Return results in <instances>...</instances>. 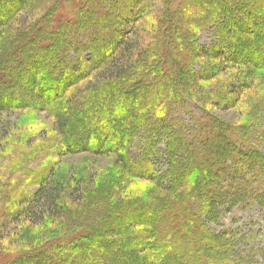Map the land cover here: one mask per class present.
Returning <instances> with one entry per match:
<instances>
[{"label":"trees","instance_id":"1","mask_svg":"<svg viewBox=\"0 0 264 264\" xmlns=\"http://www.w3.org/2000/svg\"><path fill=\"white\" fill-rule=\"evenodd\" d=\"M5 1L9 7L0 3V116L30 108L48 111L65 152L114 155L120 179L150 180L157 189L117 213L110 211L100 228L95 227L102 238L99 248L88 247L93 231L79 227L33 250L9 255L8 261L229 264L221 252L229 237L225 233L217 236L206 224L214 221L220 208L242 202L248 191L244 181L264 178V150L247 142L243 146L238 140L243 135L237 129L221 127L218 122L211 128L214 135L211 130L204 133V127L196 132L199 141L210 139L206 146L192 145L189 129L183 131L189 143L185 141L181 125L172 129L175 121H160L173 113L174 100L200 105L202 98L195 94L184 98L189 77L182 75V69L195 76L196 66V75L209 81L218 74H208L206 67L229 63L248 82L237 90L231 87L228 94L237 96L239 90L251 88L254 72L264 71V0H179L174 4L171 0ZM159 1H163L162 8L153 19L139 10ZM36 12L38 16H30ZM202 32L211 33L209 44L197 42ZM168 63L173 68L170 79L164 74ZM143 80L153 89L143 87ZM224 133L231 134L234 141ZM217 135L222 137L219 142ZM136 142L141 149L133 159L130 150ZM158 143L164 145L166 168L160 173L152 163L160 154ZM235 143L239 145L235 148L243 149L241 161L229 160V149ZM225 164L231 170L224 169ZM59 196L43 182L31 197L22 200L15 218L29 216L40 203L46 205L45 212L55 209ZM140 225L149 227L146 236L153 242L146 251L153 259L137 255L143 249L135 237L114 239ZM42 251L52 259L37 258L35 252ZM236 260L242 261L239 256ZM255 261L249 264H257Z\"/></svg>","mask_w":264,"mask_h":264},{"label":"rangeland","instance_id":"2","mask_svg":"<svg viewBox=\"0 0 264 264\" xmlns=\"http://www.w3.org/2000/svg\"><path fill=\"white\" fill-rule=\"evenodd\" d=\"M171 1L174 4L179 0ZM0 3L8 6L6 1L0 0ZM162 3L163 1H159L139 10L145 17L153 19V14L160 12ZM37 14L39 12L30 16L35 17ZM197 42L201 45L209 44L211 33H200ZM155 48L158 49V46ZM226 64L218 68L211 66L212 69L206 67L208 74H218L209 81L203 80L200 74L196 75V66L195 76L182 69V75L189 77L190 86H187L189 92L184 98L195 94L197 99L202 98L200 105L196 106L189 98L192 102L187 105L174 100L171 107L173 113L163 121L160 119V122L169 119L175 121L173 130L181 125L182 132L185 129L191 130L189 137L193 139L192 145L204 143L206 146L210 139L205 138L201 142L196 138V132L199 133L201 127H204V133L210 131L218 122L221 127L237 129L243 135L238 137L242 145L244 142L251 146L257 144L264 150V71L254 72L250 89L239 90L237 96H231L228 89L231 91L233 87L237 90L242 82L248 81L244 80L243 76L246 75H241L237 67ZM171 68L170 63L164 68L168 79L172 76ZM149 79L152 83L155 82L151 77ZM143 83V87L153 89V85L147 80H143ZM84 86L85 83L81 88ZM214 93L219 97L214 98ZM138 94H135V98H140ZM206 100V108L202 109L201 105ZM0 117V264H13L12 260L8 261L9 255L33 250L32 247H39L45 241L58 238L60 234L70 233L79 227L93 231L88 247L99 248L102 238L97 236L96 228H100L110 211L117 213L131 201L143 200L150 191L157 192L150 180L120 179V167L114 155L99 157L85 151L65 152L59 145L61 139L56 131L54 117L48 111L32 108L11 110ZM214 132L211 130L210 134L214 135ZM262 132L263 140L259 136ZM224 134L226 138L234 141L231 134ZM181 135L187 141L188 135L184 132ZM216 139L219 142L222 137L217 135ZM234 145L239 146L236 143L231 148L229 146V160L241 161L240 153L243 149L238 150ZM140 149L141 143L136 142L130 150L133 159L138 156ZM157 151L160 154L152 159V163L155 171L160 173L166 169L162 143H158ZM261 154L264 155L263 152ZM224 169L231 170L228 164L224 165ZM251 178L252 181L250 178V181H244V188L248 191L242 195V202L234 207L220 208L214 221L206 224L207 229L217 236L225 233L229 237L227 246L221 248V252L226 254L225 259L232 264H249L252 260H256L257 264L264 263V198L261 200L257 197L258 194L264 197V178ZM43 182L60 193L58 207L45 212L46 205L36 204L29 216L15 218L17 211L22 208V200L31 197ZM162 193L165 194L164 191ZM61 203L64 209H60ZM45 215L44 223H41ZM148 230V226L130 227L125 235H118L114 239L135 237L136 244H140V249H143V253L139 252L137 255L143 259H147L149 255L153 259V255L146 251L147 245L153 242L147 238ZM46 252L35 253L37 258L52 259L51 254ZM238 256L242 261L236 260ZM147 261L151 263L150 260Z\"/></svg>","mask_w":264,"mask_h":264}]
</instances>
